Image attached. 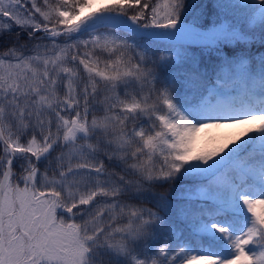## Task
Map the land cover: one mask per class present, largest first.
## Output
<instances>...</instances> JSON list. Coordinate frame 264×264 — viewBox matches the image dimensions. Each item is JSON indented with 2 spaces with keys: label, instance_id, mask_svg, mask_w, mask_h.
I'll list each match as a JSON object with an SVG mask.
<instances>
[{
  "label": "snow or ice",
  "instance_id": "6c2138e0",
  "mask_svg": "<svg viewBox=\"0 0 264 264\" xmlns=\"http://www.w3.org/2000/svg\"><path fill=\"white\" fill-rule=\"evenodd\" d=\"M0 264H264V0H0Z\"/></svg>",
  "mask_w": 264,
  "mask_h": 264
},
{
  "label": "rangeland",
  "instance_id": "374dc122",
  "mask_svg": "<svg viewBox=\"0 0 264 264\" xmlns=\"http://www.w3.org/2000/svg\"><path fill=\"white\" fill-rule=\"evenodd\" d=\"M104 3H111L112 0H103ZM97 6H100V0H97ZM242 129L240 128H224V129H219V130H211V133L216 134V135H223V136H230ZM207 134H201V141L204 137H206Z\"/></svg>",
  "mask_w": 264,
  "mask_h": 264
},
{
  "label": "trees",
  "instance_id": "16d2710c",
  "mask_svg": "<svg viewBox=\"0 0 264 264\" xmlns=\"http://www.w3.org/2000/svg\"><path fill=\"white\" fill-rule=\"evenodd\" d=\"M240 131H242V130H240ZM238 132H236V133H238ZM236 133H234V134H236ZM234 134H232V135H234ZM217 136H219V137H226V136H223V135H216V134L211 133V137H217ZM211 137H208L206 135V137L203 138V140L201 141V143L199 144V146L201 148L211 147L212 146V144L210 142L211 141Z\"/></svg>",
  "mask_w": 264,
  "mask_h": 264
}]
</instances>
